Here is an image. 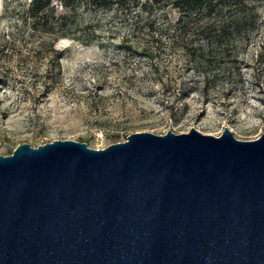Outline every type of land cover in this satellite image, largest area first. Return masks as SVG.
I'll list each match as a JSON object with an SVG mask.
<instances>
[{"label": "water", "instance_id": "95a60500", "mask_svg": "<svg viewBox=\"0 0 264 264\" xmlns=\"http://www.w3.org/2000/svg\"><path fill=\"white\" fill-rule=\"evenodd\" d=\"M0 264H264V134L19 144L0 155Z\"/></svg>", "mask_w": 264, "mask_h": 264}, {"label": "rangeland", "instance_id": "374dc122", "mask_svg": "<svg viewBox=\"0 0 264 264\" xmlns=\"http://www.w3.org/2000/svg\"><path fill=\"white\" fill-rule=\"evenodd\" d=\"M31 1L0 0L1 156L22 143L37 147L54 140L99 150L142 132L183 134L193 128L217 137L228 128L241 141L264 134V0L254 3L256 30L237 43L235 83L206 92L199 84L176 104L179 83L193 73L175 44L139 39L135 49L114 12L93 9L87 0L76 1L74 12L52 0L55 15H68L74 32V38L54 41L30 29ZM163 10L175 18L169 5ZM58 55L62 77L42 95L40 77Z\"/></svg>", "mask_w": 264, "mask_h": 264}, {"label": "trees", "instance_id": "16d2710c", "mask_svg": "<svg viewBox=\"0 0 264 264\" xmlns=\"http://www.w3.org/2000/svg\"><path fill=\"white\" fill-rule=\"evenodd\" d=\"M78 0H62V7L74 12ZM256 0H87L93 9L113 11L125 30L126 41L139 39L151 42L164 40L175 44L188 58L193 75L179 83L174 103L181 102L199 84L203 91L220 85L230 87L239 71L236 47L257 28ZM169 5L175 18L169 20L163 10ZM52 0H32L26 10L30 29L43 35L74 38L68 15H55ZM56 52V51H55ZM60 54L61 51H57ZM61 56L53 57L40 78L42 95L47 96L61 75ZM56 71V73H53ZM239 75V74H238ZM234 80V81H233ZM177 85V83H175Z\"/></svg>", "mask_w": 264, "mask_h": 264}]
</instances>
